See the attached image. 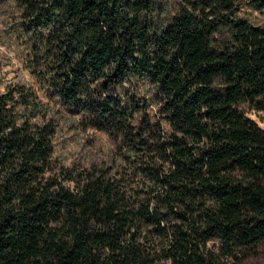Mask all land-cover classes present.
Listing matches in <instances>:
<instances>
[{"label": "trees", "instance_id": "16d2710c", "mask_svg": "<svg viewBox=\"0 0 264 264\" xmlns=\"http://www.w3.org/2000/svg\"><path fill=\"white\" fill-rule=\"evenodd\" d=\"M0 264H242L264 242V24L242 0H14ZM264 11V0H246ZM112 141L55 156L59 112Z\"/></svg>", "mask_w": 264, "mask_h": 264}, {"label": "rangeland", "instance_id": "374dc122", "mask_svg": "<svg viewBox=\"0 0 264 264\" xmlns=\"http://www.w3.org/2000/svg\"><path fill=\"white\" fill-rule=\"evenodd\" d=\"M165 16L178 10L181 0H162ZM238 16L254 24H264V11L251 7L246 0L240 1ZM19 9L14 0H0V90L14 82L30 81L24 68V56L28 48L20 43L15 32ZM51 105L59 110L55 114L57 131L55 136V156L65 164L72 161L88 160L104 155L112 146L109 137L92 128L82 129L77 125V116L69 113L53 99ZM241 107L246 114L264 128V109L248 103ZM242 264H264V242L259 244Z\"/></svg>", "mask_w": 264, "mask_h": 264}]
</instances>
